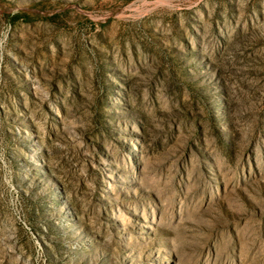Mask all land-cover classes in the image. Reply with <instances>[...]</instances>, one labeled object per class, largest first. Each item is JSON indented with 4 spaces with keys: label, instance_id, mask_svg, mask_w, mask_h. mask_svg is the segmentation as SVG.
Listing matches in <instances>:
<instances>
[{
    "label": "rangeland",
    "instance_id": "374dc122",
    "mask_svg": "<svg viewBox=\"0 0 264 264\" xmlns=\"http://www.w3.org/2000/svg\"><path fill=\"white\" fill-rule=\"evenodd\" d=\"M0 264H264V0H0Z\"/></svg>",
    "mask_w": 264,
    "mask_h": 264
}]
</instances>
